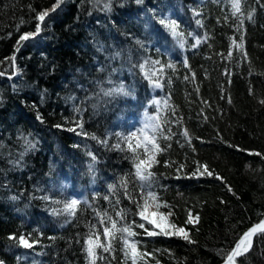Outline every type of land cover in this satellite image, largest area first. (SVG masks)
I'll list each match as a JSON object with an SVG mask.
<instances>
[{
	"label": "trees",
	"instance_id": "obj_1",
	"mask_svg": "<svg viewBox=\"0 0 264 264\" xmlns=\"http://www.w3.org/2000/svg\"><path fill=\"white\" fill-rule=\"evenodd\" d=\"M55 1L0 0V73ZM15 61L0 264H222L264 221V0H67Z\"/></svg>",
	"mask_w": 264,
	"mask_h": 264
},
{
	"label": "water",
	"instance_id": "obj_2",
	"mask_svg": "<svg viewBox=\"0 0 264 264\" xmlns=\"http://www.w3.org/2000/svg\"><path fill=\"white\" fill-rule=\"evenodd\" d=\"M67 0H63V2H58V0H56L52 6H50L47 10H45L42 13V16L39 15L38 16V25H37V29L35 32L32 33V35L26 34L22 39V43L19 46L18 51L16 52L15 56L13 57V61L16 60L17 54L19 53V51L22 49L23 45H25V43L36 39L37 37L40 36L41 32H42V27L43 25L47 22L48 19H50L54 14L60 12L65 4H66ZM60 3V4H59ZM16 72V71H15ZM6 78H15L16 77V73H14L13 75H6V74H0ZM264 233V221L261 222L259 225L255 226L254 228H252L251 230L247 231L246 233H244L241 238L237 241V243L235 244L232 252L230 253V255L228 256V258L222 263V264H230L233 263L238 257V249L239 247L248 239L251 240V246L253 245V240L256 236L263 234ZM249 248V249H250ZM248 249V250H249ZM247 250V251H248Z\"/></svg>",
	"mask_w": 264,
	"mask_h": 264
},
{
	"label": "rangeland",
	"instance_id": "obj_3",
	"mask_svg": "<svg viewBox=\"0 0 264 264\" xmlns=\"http://www.w3.org/2000/svg\"><path fill=\"white\" fill-rule=\"evenodd\" d=\"M140 128L145 129V125H143V124L140 123ZM152 145H153V144H152ZM154 146H155V145H154ZM154 146H152V153L155 152V147H154ZM152 153H151V154H152ZM200 176H201V175H200ZM79 202H80V201H74V203L71 204V207L76 206V204H78ZM149 207H151V204H150L147 208H145L144 211L141 213V215L139 216L140 219H141L143 222L149 224L152 228H154V226H159V225H161V226L163 227L162 230L166 231V228H168V227L165 226V224H164L165 221H162V219L158 216L157 213H155L153 219H151V218L148 217V215H147L148 211H147V210L149 209ZM162 223H163V224H162ZM157 231H159V230H155V231H153V232L150 233V234L152 235V237H156L155 235L159 236V235L157 234ZM168 231H169V230H168ZM159 233H160V232H159ZM170 233H171V232H168L167 235L170 236ZM130 235L133 236L132 234H130ZM131 236H128V242H129V244H131V242H132V245H131V249H130V251H131V254L134 255V253H135V244H136V243H135V241L133 240L134 238L131 237ZM149 236H150V235H149ZM250 246H251V240L248 239L247 241H245V242L239 247V249H238V254H242V253L246 252V251L250 248ZM127 247L129 248L130 246H127Z\"/></svg>",
	"mask_w": 264,
	"mask_h": 264
},
{
	"label": "bare ground",
	"instance_id": "obj_4",
	"mask_svg": "<svg viewBox=\"0 0 264 264\" xmlns=\"http://www.w3.org/2000/svg\"><path fill=\"white\" fill-rule=\"evenodd\" d=\"M58 2H63V0H58ZM60 4V3H59ZM41 16H42V14H40ZM29 35H32V34H29ZM19 44V43H18ZM20 44H21V41H20ZM14 64H15V69H18V67H17V65H16V61H14ZM0 74H3V73H0ZM2 76V75H1ZM14 79H16V78H14ZM148 213H147V215H148V217L149 218H151V219H153L154 218V215H155V213H154V209L153 208H149L148 210ZM160 231H157V234L159 235V234H161V232L159 233ZM171 233H170V236H168V237H173V236H175V235H177V234H179V233H174L172 230L170 231ZM185 239H187V238H185Z\"/></svg>",
	"mask_w": 264,
	"mask_h": 264
}]
</instances>
